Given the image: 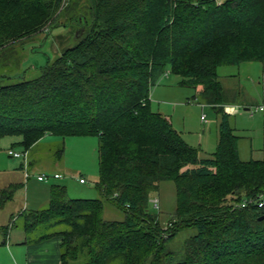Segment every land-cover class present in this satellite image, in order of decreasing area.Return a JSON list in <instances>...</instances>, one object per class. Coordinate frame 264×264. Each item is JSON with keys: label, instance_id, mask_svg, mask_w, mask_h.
I'll list each match as a JSON object with an SVG mask.
<instances>
[{"label": "trees", "instance_id": "obj_1", "mask_svg": "<svg viewBox=\"0 0 264 264\" xmlns=\"http://www.w3.org/2000/svg\"><path fill=\"white\" fill-rule=\"evenodd\" d=\"M63 1L0 0V53L62 20L57 26L74 42L37 78L0 76V139L18 137L29 152L48 135L97 136L103 198L71 199L54 186L50 206L25 216L26 230L53 229L47 238H62L61 264H264V158L241 159L218 74L264 63V0ZM168 70L201 87L221 116L210 157L151 108L152 88ZM164 181L177 195L166 229L150 209ZM17 188L0 190V208ZM104 201L124 219H104ZM187 229L196 233L172 249Z\"/></svg>", "mask_w": 264, "mask_h": 264}, {"label": "rangeland", "instance_id": "obj_2", "mask_svg": "<svg viewBox=\"0 0 264 264\" xmlns=\"http://www.w3.org/2000/svg\"><path fill=\"white\" fill-rule=\"evenodd\" d=\"M222 1L217 0V3L220 4ZM64 5H66V0L63 1ZM64 22L62 20L61 23H55L56 27L48 29V32L46 29V32L24 37L8 46L4 52L0 53V76L14 78L7 80V83L20 81L22 75L26 80L37 78L41 68L47 64L49 59L54 60L62 54V51L74 44L70 36L71 31L68 28L57 26ZM63 37L64 40H61ZM167 73L168 75L165 73L158 76L152 88L150 97L152 110L163 113L162 115L165 113L164 116L170 120L173 128L181 134L189 146L198 151L200 157H210L218 146L220 114L213 106L205 102L195 87L183 85L181 77L171 74L169 70ZM218 74L227 98L231 99L229 104L233 111L229 114V123L235 134L241 137V159L243 161L262 160L264 158V111H259V108L264 107V63L250 62L239 66H222L218 69ZM246 108L249 110H245ZM202 117H204L203 120ZM19 139L18 137L0 139V183L5 178L7 180L4 182L14 181L18 180L14 178L23 175V179L19 178L21 183L16 192L22 196L23 200L29 196L30 203L32 197L36 196V199L42 197L43 188L47 187V182L39 183L36 178H31L27 183L23 182L26 179L25 160L16 159L8 154L10 150L25 153V150L18 144ZM98 147L97 136L61 138L48 135L29 152L32 162L31 170L36 174L49 171L53 172L50 175H54L57 170L64 173L65 177L62 179L51 178L48 183L49 185L67 186V196L71 199L102 200L103 197L97 187L99 182ZM67 175L84 179L86 184L82 185L78 179L66 177ZM81 176L84 177L81 178ZM67 178L70 179L71 185ZM157 199L161 212L160 221L166 229L175 222L174 213L177 207L175 184L170 181L162 182L159 191L152 194L151 202ZM150 209L153 213L158 212L153 203L150 204ZM29 211L30 209L25 212L24 216L20 213L15 214L14 217L19 216L15 219L13 227V225L10 226L11 220L7 219L10 212H2L0 209V224L6 223L0 229L2 241L4 239L2 234L5 230L9 238L11 233L12 237H15V231L20 230L17 228L22 227L24 217L30 213ZM124 216V213L118 210L112 202L104 201L102 214L104 219L121 221ZM52 231L53 229L47 226H41L31 232L29 237L34 238ZM195 233L194 229L181 231L169 243V246L174 250L180 249L184 245V240ZM9 238L6 248L12 250L17 264H25L27 245H14V241ZM6 248L0 247V258L2 259L7 257L4 254L8 251Z\"/></svg>", "mask_w": 264, "mask_h": 264}, {"label": "crops", "instance_id": "obj_3", "mask_svg": "<svg viewBox=\"0 0 264 264\" xmlns=\"http://www.w3.org/2000/svg\"><path fill=\"white\" fill-rule=\"evenodd\" d=\"M196 90L198 92L201 91V87H198ZM229 100H231V99H229ZM231 107L232 106H230L229 102H227V104L225 105L226 113L231 114V112L233 111V109ZM245 110H249V109L246 108ZM164 115H165V113H164ZM239 151H241V137H240V142H239ZM29 152H27L28 153V159H29L28 171L32 176L29 179H27V178L24 179L23 180L24 183H27V181H29L31 178H36L34 175L43 174L42 172H38L36 174L34 171L31 170L32 162H31L30 157H29ZM240 154H241V152H240ZM201 158H203V157H201ZM20 169H22V167ZM44 173L51 174L53 172L46 171ZM20 174H22V173H20ZM54 174H61L62 178L65 177V174L62 172H59V170H57V172H55ZM66 177L73 178L74 176L67 175ZM82 177H84V176H81V178ZM19 178L23 179L24 176L20 175ZM19 178L16 177L14 179H18V180H14V181L8 180L7 182H4L7 180V178L3 179L2 182L0 183V190L6 189L12 185L19 187V185L21 183V180ZM74 178L78 179L77 177H74ZM79 179H78V181H79ZM57 180H60V179H57ZM67 181H68L69 185H71L70 179H68ZM37 182H39V181L37 180ZM39 183H46V182H39ZM79 183H80V181H79ZM80 184H82V183H80ZM85 184H82V185H85ZM54 186L65 187L66 191L68 189L67 186L54 185V184L49 185V183L47 182V187L43 188L42 197L40 199H36L35 198L36 196H34V197H32V200L30 203H29V196H28V198L26 196V199L23 200L21 198L22 196H19V193H17L15 191L12 199L7 200L3 204V206L0 208V209H2V212H7V213L10 212V214L7 218L9 221L11 220L10 226L13 225V227H14L13 223H14L15 219L19 216L18 215L17 217H14L15 214L17 215L18 213H20L22 216H24L25 212L28 209H30V211H29L30 213H34V212H38V211L47 209L50 206L51 191H52V188ZM21 201H22V203H21ZM24 219H25V217H24ZM17 221H18V219H17ZM25 221H24V223H22L21 228H17L20 230L15 231L16 232V235H14L15 237H12L13 235L11 233V236L9 238L8 232L6 234V236H7L6 237L4 235V232H3L2 235H3L4 239L2 241L0 238V247L6 248V246L8 244L7 240L9 238L10 240L14 241V245H23V246L27 245L28 248H27V252H26V263L25 264H61L62 238L57 237V236L47 238V235L51 234V232L41 234V235L34 237V238H30L29 234H31V232L36 231V230H33V231L26 230V228H25L26 222ZM5 225H6V223L0 224V229L3 228ZM7 250H8L7 252H4V254H6L7 257L5 259L0 258V264H4V263L5 264H17L13 254H12V250H10V248Z\"/></svg>", "mask_w": 264, "mask_h": 264}, {"label": "built area", "instance_id": "obj_4", "mask_svg": "<svg viewBox=\"0 0 264 264\" xmlns=\"http://www.w3.org/2000/svg\"><path fill=\"white\" fill-rule=\"evenodd\" d=\"M259 111H264V107H260L259 108ZM204 119V117H202V120ZM9 156L11 157H14L16 159H24L25 160V175H26V178L29 179L32 175L29 173L28 171V153L25 152V153H18V152H14L13 150H10L8 152ZM36 177V179L39 181V182H48L51 178H54V179H61L62 178V175L61 174H54V175H50V174H38V175H34ZM80 183L84 184L86 183V181L84 179H79ZM263 196H264V193H262L261 195H259L258 199V204H259V207H263L264 205V201H263ZM257 199V200H258ZM159 200H152V203H153V206L156 210H160V206H159ZM253 200H250V201H244L240 207L241 208H245L247 207L248 205H250V203H252Z\"/></svg>", "mask_w": 264, "mask_h": 264}, {"label": "water", "instance_id": "obj_5", "mask_svg": "<svg viewBox=\"0 0 264 264\" xmlns=\"http://www.w3.org/2000/svg\"><path fill=\"white\" fill-rule=\"evenodd\" d=\"M263 218V217H262Z\"/></svg>", "mask_w": 264, "mask_h": 264}]
</instances>
